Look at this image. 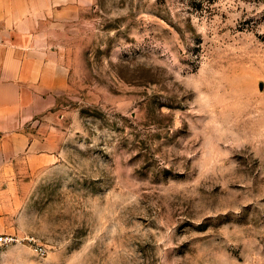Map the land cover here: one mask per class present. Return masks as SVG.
Returning <instances> with one entry per match:
<instances>
[{
    "label": "rangeland",
    "instance_id": "obj_1",
    "mask_svg": "<svg viewBox=\"0 0 264 264\" xmlns=\"http://www.w3.org/2000/svg\"><path fill=\"white\" fill-rule=\"evenodd\" d=\"M47 27L57 146L1 199L0 264H264V0H88Z\"/></svg>",
    "mask_w": 264,
    "mask_h": 264
},
{
    "label": "crops",
    "instance_id": "obj_2",
    "mask_svg": "<svg viewBox=\"0 0 264 264\" xmlns=\"http://www.w3.org/2000/svg\"><path fill=\"white\" fill-rule=\"evenodd\" d=\"M87 1L0 0V210L26 182L23 169L53 161L55 128L38 119L65 91L67 71L47 47V26L78 15Z\"/></svg>",
    "mask_w": 264,
    "mask_h": 264
},
{
    "label": "built area",
    "instance_id": "obj_3",
    "mask_svg": "<svg viewBox=\"0 0 264 264\" xmlns=\"http://www.w3.org/2000/svg\"><path fill=\"white\" fill-rule=\"evenodd\" d=\"M13 241V237L0 234V251Z\"/></svg>",
    "mask_w": 264,
    "mask_h": 264
}]
</instances>
